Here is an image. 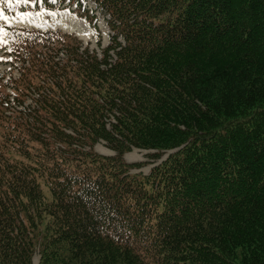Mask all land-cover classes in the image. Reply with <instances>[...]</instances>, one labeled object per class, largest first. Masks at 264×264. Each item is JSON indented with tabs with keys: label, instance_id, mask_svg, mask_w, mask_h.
<instances>
[{
	"label": "trees",
	"instance_id": "obj_1",
	"mask_svg": "<svg viewBox=\"0 0 264 264\" xmlns=\"http://www.w3.org/2000/svg\"><path fill=\"white\" fill-rule=\"evenodd\" d=\"M91 1L101 56L0 23L19 64L0 78V264H264V0ZM134 148L174 152L144 174Z\"/></svg>",
	"mask_w": 264,
	"mask_h": 264
},
{
	"label": "rangeland",
	"instance_id": "obj_2",
	"mask_svg": "<svg viewBox=\"0 0 264 264\" xmlns=\"http://www.w3.org/2000/svg\"><path fill=\"white\" fill-rule=\"evenodd\" d=\"M41 3V0H39ZM2 1H0V10H2L3 15L0 16V23L6 25L5 21H12L9 26H14L18 24L20 27H27L32 29H45V30H62L63 32H68L64 28H75L80 34L85 36L81 38L84 45H89L90 48L95 49L98 54L102 55V49L111 43L112 32L108 26V15L105 14L97 5L91 0H82V4L89 14L94 15L96 20L90 22L89 20L83 18L81 15L74 11V6L69 9L68 7L63 8L60 11L52 12L47 10H41L36 13L25 11V7H33V0H14L6 5V10L3 9ZM15 23V24H13ZM0 78L8 80L10 77L17 76L18 74V62L14 60V57L9 49V42L7 40L6 34L2 25L0 24ZM71 32L77 35V31ZM78 36V35H77ZM8 91H12L11 88ZM14 95V93H12ZM38 97L35 93L32 98H29L24 105H19L18 103H12L11 109L17 108L22 114L27 115L31 112L35 105L34 98ZM96 150L106 155H112L114 152L109 148L106 142L100 141L96 145ZM155 153L154 150L147 149H137L134 148L132 151L125 155V158L130 163L145 162L146 165L140 169H135L133 172H142L144 174H149L151 169L159 164L162 160L166 159L171 151H166L162 154L160 159H155L150 155ZM39 256L38 253L35 257ZM34 257V264L35 263Z\"/></svg>",
	"mask_w": 264,
	"mask_h": 264
},
{
	"label": "bare ground",
	"instance_id": "obj_3",
	"mask_svg": "<svg viewBox=\"0 0 264 264\" xmlns=\"http://www.w3.org/2000/svg\"><path fill=\"white\" fill-rule=\"evenodd\" d=\"M7 23L10 24V23H12V21H7ZM63 29L66 30V31H69V32H74L76 30L75 28H64V27H63ZM76 31H77L76 34L78 36H80L81 38H85V36H83L82 34H80L78 30H76ZM37 262H38V257L36 256L35 257V263H37Z\"/></svg>",
	"mask_w": 264,
	"mask_h": 264
},
{
	"label": "snow or ice",
	"instance_id": "obj_4",
	"mask_svg": "<svg viewBox=\"0 0 264 264\" xmlns=\"http://www.w3.org/2000/svg\"><path fill=\"white\" fill-rule=\"evenodd\" d=\"M53 2H55V0H53ZM2 15H3L2 10H0V16H2ZM0 31H2V30H0Z\"/></svg>",
	"mask_w": 264,
	"mask_h": 264
}]
</instances>
